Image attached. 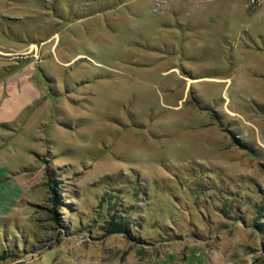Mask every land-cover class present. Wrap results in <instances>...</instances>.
<instances>
[{
	"label": "rangeland",
	"instance_id": "374dc122",
	"mask_svg": "<svg viewBox=\"0 0 264 264\" xmlns=\"http://www.w3.org/2000/svg\"><path fill=\"white\" fill-rule=\"evenodd\" d=\"M0 255L262 264L264 0H0Z\"/></svg>",
	"mask_w": 264,
	"mask_h": 264
},
{
	"label": "trees",
	"instance_id": "16d2710c",
	"mask_svg": "<svg viewBox=\"0 0 264 264\" xmlns=\"http://www.w3.org/2000/svg\"><path fill=\"white\" fill-rule=\"evenodd\" d=\"M46 176L48 179L47 186H48L49 192L51 194L49 197V201L52 204L51 208H49V211L52 214V218H53L54 222L59 227V225L61 223H60L59 217L57 216L56 209L58 207H60L61 204L64 202H62V200H60V198H59L60 192L58 191L57 182H56V180H54L51 177L48 170H46ZM108 224L111 225L110 228L107 230L108 233H123L125 231V224L124 223H117L115 221H109ZM3 258H4V256L0 255V260ZM262 264H264V256L262 258Z\"/></svg>",
	"mask_w": 264,
	"mask_h": 264
},
{
	"label": "crops",
	"instance_id": "0c3cea01",
	"mask_svg": "<svg viewBox=\"0 0 264 264\" xmlns=\"http://www.w3.org/2000/svg\"><path fill=\"white\" fill-rule=\"evenodd\" d=\"M6 209V208H5Z\"/></svg>",
	"mask_w": 264,
	"mask_h": 264
}]
</instances>
